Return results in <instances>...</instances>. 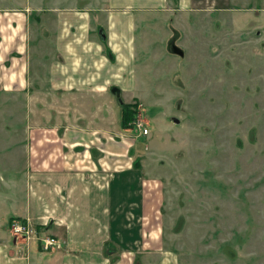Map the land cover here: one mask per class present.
<instances>
[{
	"label": "rangeland",
	"instance_id": "374dc122",
	"mask_svg": "<svg viewBox=\"0 0 264 264\" xmlns=\"http://www.w3.org/2000/svg\"><path fill=\"white\" fill-rule=\"evenodd\" d=\"M91 1L0 0V7L27 9L43 37L60 13L103 8ZM140 12L139 63L159 69L149 83L137 80L149 135L124 132L139 141L133 155L150 161L147 173L158 179L163 250L175 264H264V0H176L165 11ZM148 86L159 98L155 109ZM31 92H0V192L24 195L23 180L50 153L44 143L54 118L46 120L50 107Z\"/></svg>",
	"mask_w": 264,
	"mask_h": 264
},
{
	"label": "crops",
	"instance_id": "0c3cea01",
	"mask_svg": "<svg viewBox=\"0 0 264 264\" xmlns=\"http://www.w3.org/2000/svg\"><path fill=\"white\" fill-rule=\"evenodd\" d=\"M175 1L101 0L103 8L60 13L43 37L27 9L0 7V92L31 89V99L50 107L46 120L54 118L50 142L44 141L50 153L23 180L24 195L0 192V264H175L161 245L153 204L158 179L147 173L150 161L133 155L139 141L124 132L120 107L136 103L144 114L137 80L149 83L151 69H159L139 63L144 43L138 44L137 16L165 11ZM149 86L153 106L159 98ZM10 218L29 219L39 237L53 236L57 246L43 251L36 238L15 237Z\"/></svg>",
	"mask_w": 264,
	"mask_h": 264
},
{
	"label": "built area",
	"instance_id": "2783aa9c",
	"mask_svg": "<svg viewBox=\"0 0 264 264\" xmlns=\"http://www.w3.org/2000/svg\"><path fill=\"white\" fill-rule=\"evenodd\" d=\"M139 112H137L135 118L128 124V126L131 129L132 127H137L141 129L142 134H147L148 128L143 126V120L139 118ZM9 230L14 236H20L26 240H29L31 238H36V240L39 242V245L41 247V250L48 251L52 247L57 246V240L55 237L46 235L44 237H39L37 235L36 228L31 224L29 219H14L9 224Z\"/></svg>",
	"mask_w": 264,
	"mask_h": 264
},
{
	"label": "trees",
	"instance_id": "16d2710c",
	"mask_svg": "<svg viewBox=\"0 0 264 264\" xmlns=\"http://www.w3.org/2000/svg\"><path fill=\"white\" fill-rule=\"evenodd\" d=\"M117 91V90H115ZM120 107H121V126L124 129L128 128V124L135 118L137 112H138V107L137 104H126L124 102H120ZM133 108V109H132ZM14 219H21V218H10L9 219V224L11 223L12 220ZM23 220V219H21Z\"/></svg>",
	"mask_w": 264,
	"mask_h": 264
},
{
	"label": "water",
	"instance_id": "95a60500",
	"mask_svg": "<svg viewBox=\"0 0 264 264\" xmlns=\"http://www.w3.org/2000/svg\"><path fill=\"white\" fill-rule=\"evenodd\" d=\"M119 94L117 93V96H118ZM119 102H120V100H119ZM178 121V119H175V122H177Z\"/></svg>",
	"mask_w": 264,
	"mask_h": 264
},
{
	"label": "flooded vegetation",
	"instance_id": "af4514ba",
	"mask_svg": "<svg viewBox=\"0 0 264 264\" xmlns=\"http://www.w3.org/2000/svg\"><path fill=\"white\" fill-rule=\"evenodd\" d=\"M15 237H20V236H15Z\"/></svg>",
	"mask_w": 264,
	"mask_h": 264
}]
</instances>
